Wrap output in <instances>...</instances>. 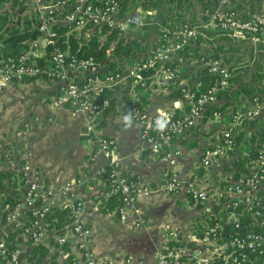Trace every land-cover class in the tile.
I'll use <instances>...</instances> for the list:
<instances>
[{
    "label": "built area",
    "instance_id": "2783aa9c",
    "mask_svg": "<svg viewBox=\"0 0 264 264\" xmlns=\"http://www.w3.org/2000/svg\"><path fill=\"white\" fill-rule=\"evenodd\" d=\"M31 1L38 13L40 36L31 39L18 55L0 60V92L23 76H39L55 84V101L58 104L66 105L75 115L86 117L87 131L93 135L95 147L92 158H95L96 152H102L108 159L98 172L107 174L106 196H119L121 203L116 212L121 221L128 219L130 210L137 211L136 204L141 193L182 192L192 204L207 206V216L198 232L201 245L197 244L194 249L174 245L172 241L182 239L171 232L173 239H168L159 250L157 264H211L216 260L222 261V264H264L260 256L264 254V198L260 194L264 188V142L259 154L251 160L250 171L234 176L224 169L230 163L231 151L236 149V141L232 137L235 127L242 116L264 114L262 103L256 101L245 110H236L230 126L222 124L221 113L214 111L213 120L220 126L218 140L208 145L201 156L202 167L222 168L223 175L213 186H201L194 178H183L173 170L153 187L144 178L122 171L117 137L94 131L105 113L119 107L127 117L139 123L141 137L149 149L164 153L170 165L175 166L180 150L175 146L174 139L206 121L205 110L218 101L216 94L230 85L233 74L232 68L219 58L205 57L201 68L203 65L209 74L216 77L203 92L196 94L188 87L189 79L185 74L190 71V65L181 50L203 32L222 33L238 40L248 39L254 45L264 42V14L252 13L244 18L234 10L218 8L203 23L184 24L178 29L166 28L157 38L154 35L147 37L149 49L141 57L121 63V68L113 71L106 67L108 59L71 54L55 45L57 29L64 27L88 38L99 34L103 40L113 31L135 37L152 16L150 21L154 25V10L137 7L123 13L119 0ZM169 88L181 91L177 105L153 111L150 105L143 104L141 94L146 89L153 93L168 91ZM177 109L184 111L180 113ZM163 113L167 116V124L163 130H158L156 119ZM23 180L26 185L24 195L6 218L15 228H23L35 242H41L47 235L44 219L56 204L53 197L56 188L47 184L40 171L26 172ZM71 186L68 182L61 190L67 193ZM66 206L70 210L71 221L57 236L58 245L64 246L75 238L78 254L70 264L99 263L101 259L92 247V230L82 219L85 201L72 200ZM26 217L30 220H25ZM137 221L146 223L147 218L140 216ZM19 253V248L10 250L4 241H0V264H12L18 260ZM124 261L125 264H144L141 258L131 254L126 255ZM103 262L113 261L108 257L103 258Z\"/></svg>",
    "mask_w": 264,
    "mask_h": 264
},
{
    "label": "crops",
    "instance_id": "0c3cea01",
    "mask_svg": "<svg viewBox=\"0 0 264 264\" xmlns=\"http://www.w3.org/2000/svg\"><path fill=\"white\" fill-rule=\"evenodd\" d=\"M32 86L40 88L32 91ZM55 88L51 82L34 79L13 82L0 94V113L3 105L18 102L30 114H35L32 120L25 117L27 124L19 125L20 129L3 123L5 114L1 113L0 117V169L16 173L19 194L24 195L25 192V173L40 171L47 184L56 188L53 195L56 205L66 206L72 200H84L82 219L92 230V247L101 259L97 264H125L124 258L128 254L141 258L144 264H157L159 250L168 239H173L171 232L201 245L198 232L207 216V206L192 204L182 192L141 193L137 211L130 210L126 221L118 218L117 207L105 209L107 183L98 171L108 163V159L102 152H96L92 158L95 147L93 135L87 131L88 120L84 115L73 114L66 105L58 104ZM150 94L149 105L153 111L177 105V97H180L172 95L170 88ZM40 103L42 110L38 113L34 106ZM19 109L21 107H16ZM177 111L181 113L184 110ZM125 117L119 107H114L99 119L94 129L95 133L117 137L123 172L138 175L153 187L173 170L183 178H194L201 186H213L218 182L222 168L209 169L201 164L203 150L218 140L219 132L213 124L206 120L177 136L174 142L180 153L177 164L171 166L164 153L152 151L143 141L139 123L130 118L125 121ZM21 135L26 137L18 140ZM68 182L72 184L71 189L63 193L61 188ZM140 216H145L147 222L139 223L137 219ZM13 228L7 218L6 222H0V238L4 239ZM49 238L44 240L46 245L51 244L44 262L62 264L65 258L72 260L78 254L75 238L63 247L50 242ZM19 249L21 255L27 253L23 242ZM108 257L112 263L103 262V258Z\"/></svg>",
    "mask_w": 264,
    "mask_h": 264
},
{
    "label": "trees",
    "instance_id": "16d2710c",
    "mask_svg": "<svg viewBox=\"0 0 264 264\" xmlns=\"http://www.w3.org/2000/svg\"><path fill=\"white\" fill-rule=\"evenodd\" d=\"M7 2H11L12 7L15 8L13 11L15 16L10 17L7 12L0 13V60L5 59L9 55H18L31 39L39 38L40 36V21L32 1L0 0V8ZM119 2L123 13L136 9L138 6L144 10L158 9L160 19H157L154 25L148 21L143 27L146 33H150L156 27V33L153 34L155 38L159 37L166 28L178 29L184 24H200L202 21L208 20L220 7L221 9L234 10L244 18L255 12L264 14V0H225V3H223V0H119ZM57 30L58 36L56 37L55 45L70 51L71 54L94 55L98 60L108 59L106 67L111 68L113 71L120 69L121 63H128L138 56L141 57L150 47V42L147 40L148 35H142L140 32L138 36L129 37L127 35H119L117 31H113L103 40L99 34H94L88 38L83 34L67 31L64 27ZM202 38L200 36L191 40L190 44L181 50L180 53L188 57V65L191 66L190 71L191 68L198 66L196 70L192 71L193 73L187 71L185 74V77L189 79L188 87L192 88L196 94L203 92L216 77L209 74L203 65L201 68L200 64L201 62L203 63L205 57H217L232 68L233 74L230 79V85L216 94L218 101L209 106L204 113V119L210 120L211 124H215L220 129L219 123L213 120L214 111H219L221 113V121L230 126L232 115L236 110L240 108L245 110L254 105L256 101L264 105V52L259 61L255 63L253 71L247 72V75L244 76L241 74L242 70L240 67L234 69V65H238V62L234 63L236 56L230 52L237 50L240 52L243 50L242 45H237L234 38L221 35L218 41L213 42L207 48H203L204 41L209 40H202ZM257 46L259 50H264L263 42V44L259 43L256 46L251 45L250 48L243 51V53L250 51L249 60L253 58L254 47ZM249 64L247 62V68L250 67ZM189 73L190 75L187 76ZM249 75L252 77L250 80H248ZM34 79L45 80L39 76H23L13 82H27ZM150 93V89H146L141 94V100L146 106H149ZM172 95L176 97L181 95L180 89L172 90ZM220 136L222 138L223 134ZM232 137L236 141V149L231 151L230 163L225 165L224 169L237 176L241 172L250 171L251 160L259 154L260 147L264 142V114L256 117L242 116L240 123L235 127ZM102 176L105 179L107 178L106 173H103ZM18 185L16 173L0 169V222H6L7 213L15 207L23 196V193L19 194ZM260 194L264 198V188ZM104 203L105 209L111 210L118 207L121 201L117 194H111L107 196ZM25 220L29 221L30 217H26ZM70 221L71 213L67 206L53 205L44 219L47 230L45 238L50 237V242L54 241L59 246L57 236L64 232V227ZM3 238H0V241H4L10 250L19 248L22 242L27 249V253L21 255L20 252L18 260L12 264H38L44 260V257L51 250V244L46 245L45 238L41 242H35L30 235L24 232L23 228H13ZM171 243L179 246L186 245L191 249L197 246L196 242L185 239L175 240ZM260 256L264 259V254ZM183 258L187 259V256H183ZM69 259L68 257L65 258L62 264H70L71 260ZM211 264H222V261L216 260Z\"/></svg>",
    "mask_w": 264,
    "mask_h": 264
},
{
    "label": "rangeland",
    "instance_id": "374dc122",
    "mask_svg": "<svg viewBox=\"0 0 264 264\" xmlns=\"http://www.w3.org/2000/svg\"><path fill=\"white\" fill-rule=\"evenodd\" d=\"M223 3H225V2H223ZM12 3L11 2H7V3H5L1 8H0V13H2V12H7L8 14H9V16L10 17H12L13 15L15 16V13H13V11L15 10V8H13L12 7V5H11ZM141 10H144L142 7H140V6H138ZM221 8V7H220ZM146 10V9H145ZM154 12H155V18H154V20L156 21L157 19L159 20L160 19V16H159V10L157 9H154ZM255 13H257V12H255ZM10 14H12V15H10ZM143 14V13H142ZM153 18V16L152 17H150V19H152ZM147 19H149V18H147ZM150 19H149V21H150ZM206 20H204V21H202V23L203 22H205ZM151 22V21H150ZM197 24H199V23H197ZM150 29V28H149ZM156 30H157V28L156 27H154L152 30H151V32L150 33H146L145 32V30L143 29V30H141L140 31V34H145V36H147V37H150V38H152V36H153V34L154 33H156ZM221 35H226V34H222V33H217V32H203V34H201V35H199L198 37H200L201 36V38H202V40H204V39H208L209 41H204V43H203V48H207L208 46H210V44L212 45V43L213 42H216V41H218L219 39H220V37H221ZM228 36V35H227ZM230 37V36H229ZM231 38H232V36H231ZM235 39V38H234ZM235 41H236V44L237 45H242V47H243V50H241L240 52L237 50V51H230L231 53H234L235 54V56H236V58L234 59V63H236V62H238L237 64L238 65H234V69L235 68H238V67H240L241 68V70H242V72H241V74H243L244 76L245 75H247V72H252L253 71V69H254V66H255V63L257 62V61H259V59L261 58V56H262V53L264 52V50L262 49V50H259V48H258V46L257 47H254V51H253V58L252 59H250L249 60V58H250V51L248 52V53H243V51H245V50H247V48H250L251 47V45H253V46H256L259 42H257L256 43V45H254L253 44V41H250V40H237V39H235ZM260 43H262L263 44V42H260ZM202 51V50H201ZM239 57H240V59H239ZM249 60V61H248ZM247 62L248 63H250L249 65H250V67L249 68H247ZM228 65V64H227ZM248 65V66H249ZM229 66V65H228ZM191 67V66H190ZM198 68V66H196V67H194V68H191V71L190 72H192L193 70H196ZM193 73V72H192ZM190 75V73L189 74H187V76H189ZM250 76V75H249ZM250 78L252 79V77L250 76L249 78H248V80H250ZM187 79H188V77H187ZM24 87V86H23ZM22 87V88H23ZM11 88V87H10ZM26 89H29V88H27V87H25ZM37 88H40V87H36V88H34L33 86H32V91L34 90V91H37ZM157 92H159V90L158 91H156V93ZM21 104L20 103H15L14 105H3L2 106V108H1V113H3V114H5V117H4V119H3V123H8L9 125H12V126H15L17 129H20L19 128V125H22V126H24V125H26L27 124V120H24V118L25 117H30V119L32 120V119H34L35 118V114L34 113H29V111L26 109V107H24V105H22V106H20ZM16 107H21V110L19 109V110H16ZM12 108H13V110H16V112H13V110H12ZM34 108H35V111H37L38 113L42 110V106H41V103L39 104V105H37V106H34ZM0 113V117H2V115L3 114H1ZM30 114V115H29ZM206 122H208V123H210L211 121L210 120H207ZM222 124H224V123H222ZM221 124V125H222ZM209 125H211V124H209ZM11 126V127H12ZM213 126H215V128H217V130L219 129L218 127H216V125L214 124ZM21 127V126H20ZM19 137V139L18 140H20L21 138H25L26 136L24 135L23 137H22V135L21 136H18ZM214 167H216V166H214ZM38 264H48V262L47 261H45L44 262V260L42 261V262H40V263H38Z\"/></svg>",
    "mask_w": 264,
    "mask_h": 264
},
{
    "label": "clouds",
    "instance_id": "9594fccd",
    "mask_svg": "<svg viewBox=\"0 0 264 264\" xmlns=\"http://www.w3.org/2000/svg\"><path fill=\"white\" fill-rule=\"evenodd\" d=\"M130 117H125V121H128ZM167 124V116L165 113L162 114V116L158 119H156V128L158 130H163Z\"/></svg>",
    "mask_w": 264,
    "mask_h": 264
}]
</instances>
